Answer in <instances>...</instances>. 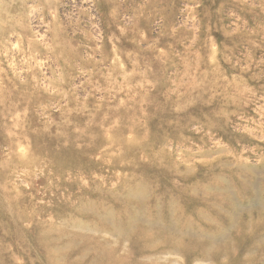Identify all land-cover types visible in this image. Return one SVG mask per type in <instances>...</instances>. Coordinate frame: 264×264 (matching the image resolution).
I'll return each instance as SVG.
<instances>
[{"label":"rangeland","instance_id":"374dc122","mask_svg":"<svg viewBox=\"0 0 264 264\" xmlns=\"http://www.w3.org/2000/svg\"><path fill=\"white\" fill-rule=\"evenodd\" d=\"M0 264H264V0H0Z\"/></svg>","mask_w":264,"mask_h":264},{"label":"bare ground","instance_id":"6f19581e","mask_svg":"<svg viewBox=\"0 0 264 264\" xmlns=\"http://www.w3.org/2000/svg\"><path fill=\"white\" fill-rule=\"evenodd\" d=\"M225 35V34H224ZM226 36V35H225ZM140 52V51H139ZM219 66V65H218ZM225 70V69H224ZM221 71V70H220ZM223 73V72H222ZM220 74V73H219ZM240 74V73H239ZM238 76V75H237ZM141 77V76H140ZM227 77V76H226ZM229 78V77H228ZM141 80V79H140ZM227 81V80H226ZM183 85V84H182ZM146 86V85H145ZM211 86V85H210ZM213 87V86H212ZM171 90V89H170ZM112 91V90H111ZM166 92V91H165ZM170 93V92H169ZM156 96V95H155ZM187 97V96H186ZM157 98V97H156ZM153 99V98H152ZM135 101V100H134ZM133 101V102H134ZM130 104V103H129ZM224 105V104H223ZM152 107H153V104H152ZM156 107V106H155ZM185 107V106H184ZM157 108V107H156ZM169 108V107H168ZM201 108V107H200ZM213 108V107H212ZM231 108V107H230ZM127 109H128V106H127ZM152 109V108H151ZM157 109H159V108H157ZM156 109V110H157ZM204 109V108H203ZM207 110V109H206ZM135 111V110H134ZM235 111V110H234ZM158 112V111H157ZM205 112V111H204ZM159 113V112H158ZM180 114V113H179ZM180 116V115H179ZM230 116V115H229ZM92 120V119H91ZM120 121V120H119ZM102 122V121H101ZM185 124V123H184ZM134 126V125H133ZM165 126V125H164ZM178 126V125H177ZM168 127V126H167ZM123 129H124V127H123ZM168 130V129H167ZM162 133V132H161ZM171 136V135H170ZM164 137V136H163ZM128 139V138H127Z\"/></svg>","mask_w":264,"mask_h":264}]
</instances>
